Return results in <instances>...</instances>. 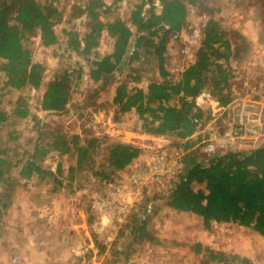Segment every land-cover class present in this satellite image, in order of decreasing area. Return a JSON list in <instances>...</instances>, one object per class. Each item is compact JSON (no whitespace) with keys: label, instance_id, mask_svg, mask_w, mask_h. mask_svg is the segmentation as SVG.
<instances>
[{"label":"trees","instance_id":"obj_1","mask_svg":"<svg viewBox=\"0 0 264 264\" xmlns=\"http://www.w3.org/2000/svg\"><path fill=\"white\" fill-rule=\"evenodd\" d=\"M119 1L80 0L83 5L77 6L74 14H84L89 19V30L81 34L67 27L57 31L62 9L51 0H0V69L9 74L8 82L14 88L44 86L39 109L63 110L70 98L72 75L76 73L75 77H80L82 67L55 71L51 78L44 80L45 65L32 58V50L23 43V37L29 32H38L40 44L48 47L64 36L67 48L79 54L93 50L96 55L95 48L105 33L113 40L112 48L91 58L90 78L107 80L122 68L121 62L126 57L129 61L155 60L158 77L150 79L144 86L138 83L140 75L137 74L130 80H122L115 86L112 102L120 113L131 110L137 113L142 121L140 131L172 135L178 140L177 144L183 142L208 117L196 103L199 94L208 92L222 104L237 96L229 85L236 68L230 62L234 51L232 42L216 21L210 19L203 26L193 61L176 74L164 66L166 41L170 34L183 28L189 6L202 7L201 2L159 0L160 10L155 11L152 5L144 9L145 3H153V0H141L133 5L125 18L115 16L106 21L99 18L100 12H110ZM133 35L135 39L129 53V41ZM131 69L139 71L136 67ZM29 115L32 119L36 117L23 97L13 100L8 109L0 99V128L5 121ZM7 134L8 140L15 138L12 130ZM49 134L53 140H37L33 151L24 160H11L7 155L8 148L0 146V179L16 165V172L23 177L28 178L34 173L53 175L54 172L43 168L40 162L49 152L56 150L61 154L69 151L75 154L76 167L79 168L105 142L102 148L106 151V164L102 166L108 171L102 169L94 174H100V179L107 182L143 153L142 147L129 142L90 136L84 143H79L74 139L67 140L65 134ZM184 145L189 148L190 140L187 139ZM197 151L198 148L191 147L183 156V172L173 184L168 204L200 215L207 226L211 220L236 222L255 228L264 236V143L204 156L196 155ZM136 222L135 218L128 227L144 230L147 219L138 226ZM144 234L141 232L140 236ZM210 257L216 258L217 255L210 253ZM218 257V264H232L222 255ZM238 264L250 263L244 258Z\"/></svg>","mask_w":264,"mask_h":264},{"label":"rangeland","instance_id":"obj_2","mask_svg":"<svg viewBox=\"0 0 264 264\" xmlns=\"http://www.w3.org/2000/svg\"><path fill=\"white\" fill-rule=\"evenodd\" d=\"M51 1L54 4L56 3L59 9H62L61 21L56 24L57 31L60 32L62 27L72 28L81 34L89 30L88 17L84 14L78 16L74 14L77 6L83 5L80 0ZM198 1L201 2L202 7L199 5L189 6L183 28L179 32L169 35L164 52V66L177 74L184 66L191 63L200 45L204 24L210 19L215 20L219 28H222L225 35L231 40L234 48L230 57L231 65L236 66L235 78L230 80L231 82L235 81L234 88H231L232 92L239 97L264 100V0ZM138 2H141V0H120L116 8L110 12H100L99 18L104 21L115 16L125 18L129 15L133 5ZM151 5L155 11L160 10L159 0H153V3L146 2L144 9ZM64 38L62 36L58 43L43 47L40 44L38 32L32 31L23 37V43L32 50V58L45 65L44 80L51 78L55 71L82 67L80 77L76 78V73L72 75L74 79L71 83L70 98L63 110L46 111L39 109V98L44 86L40 88L27 86L14 88L8 82L9 74L0 69V99L4 107L8 109L12 101L21 96L30 106L32 113L36 114L35 119H32L29 115L25 118H12L1 125L0 146L8 148L7 155L11 160L19 158L24 160L33 151L34 143L37 140L52 141L53 137L49 132L65 134L67 140L74 139L79 143H84L90 136L121 141L117 138L124 136L122 133L125 130L140 131L142 121L138 119L137 113L133 110L125 113L118 112L112 98L115 94V86L124 79L130 80L134 74L140 75L138 83L143 86L150 79L158 77L155 60L140 58L139 60L129 61L126 57L121 62L120 66L122 68L116 70L110 78L107 80H92L89 76L90 60L98 54L109 52L113 44L112 38L105 33L102 34L100 44L95 48L98 52L96 55L93 50L88 54H79L67 48L66 39ZM134 39L135 35L130 38L129 53ZM132 67L139 68V71H132ZM207 113L209 112L205 109L204 114ZM219 126H217L218 129ZM11 130L15 138L8 140L7 133ZM118 133L120 135L116 137ZM132 139L136 140L135 137ZM250 141L242 140V142L247 143H250ZM174 145L164 144L159 147L170 148ZM102 146H105V142L98 146L96 152L79 168L76 167L75 154L70 153V151L63 154L57 150L49 152L44 158L45 162L43 164L46 170H50L54 174L45 173L44 176L45 180L52 181L47 184L48 186L55 184L59 189L74 193L76 197L75 200H77L76 203L79 204L80 209L75 216L78 218L79 223L83 221L86 223L82 230L88 231L87 235L91 246L86 254V264H128L127 258H129V255H133L141 245V232L145 233V230H147L145 228L144 230L131 229L128 226L135 218L137 219V226L142 219H151L154 216L153 210L156 207L154 204L157 200L154 201L151 211L143 212L144 217H140V213H138L140 205L132 207L134 209L127 214L119 229H113L107 233L110 234V239L103 233L96 232L92 227L94 214L91 208V196L105 189L106 180L100 179V174H94V172L102 169L105 172L108 171L107 167L102 166L106 164V151ZM144 152L146 153V151ZM205 154L207 152L203 149L198 151V156H204ZM17 166L12 167V173L17 174ZM128 167L130 168V166ZM133 171H135V167L130 170L127 169V171L119 170L113 177L127 178ZM54 176H60L61 179L60 177L57 179L62 180L61 183L53 181ZM177 178L172 181L173 184ZM170 184L169 177L163 179L161 183L155 182L151 188V194L153 192L162 194ZM10 186H13V184H9ZM4 200L5 198L0 196V204L3 207H5L2 204ZM70 214L69 210L65 213L67 217ZM188 214L193 216L190 213ZM201 219L202 217L199 215V220ZM66 220H69V217ZM190 220L193 219L190 217ZM214 221L211 223L213 224ZM35 222L38 224V220ZM215 222L213 227H211V223L208 226L206 225L205 233H211V236L219 240L220 247L231 248V251L225 253L212 247V251L198 252L197 247L194 246L196 242H199L200 235H198L197 230H192L189 239L191 253L187 258L189 264H214L215 259L210 257L211 252L218 256L222 255L223 258L230 259V261L239 260L241 252L244 250L240 243L244 245L246 242H250V244L257 247L262 246L261 244L264 243V236L255 228L239 225L236 222Z\"/></svg>","mask_w":264,"mask_h":264},{"label":"crops","instance_id":"obj_3","mask_svg":"<svg viewBox=\"0 0 264 264\" xmlns=\"http://www.w3.org/2000/svg\"><path fill=\"white\" fill-rule=\"evenodd\" d=\"M234 82L229 81L230 88H234ZM196 101L206 106V101L204 103L200 98ZM207 114L210 117V113ZM222 127L223 123L219 129L222 130ZM209 128L211 125L208 126L203 119L197 129L183 139V144L188 139L191 146L187 149L192 147L201 150L200 146L195 147L194 142L201 137H208ZM122 134L124 136L117 139L142 147L143 153L128 165L130 168L126 166L121 171L132 169L144 158L149 148L164 144L173 145L178 141L176 137L168 134L131 130H125ZM118 135L120 134L118 133L116 137ZM133 137L136 140H133ZM250 140V143L239 141L232 149L255 147L264 143V135ZM44 158L40 162L43 168ZM59 177L54 176L53 181L61 183L62 180L57 179ZM51 182L45 180L42 174L34 173L27 178L12 173L11 170L0 179V196L5 198L2 202L5 207L0 204V264H86V254L91 246L88 231L82 230L86 223L84 221L79 223L75 216L80 206L76 203L74 193L59 189L55 184L48 186L47 184ZM11 183L13 186L9 187ZM154 206H156L153 210L154 216L148 219L150 221L147 220L145 225L147 230L140 236L141 245L133 255H129L128 264H189L187 258L191 253L189 239L192 230H197L200 235L199 242L194 246L199 248L198 250L196 248L198 252L212 251V247L225 253L231 251V248L220 247L219 240L211 236V233H205L206 225L203 219L199 220L198 214L175 209L168 204V198L164 197L158 199ZM68 210L71 214L68 216L69 220H66L68 217L65 213ZM190 217L193 220H190ZM215 223V221L211 223V227ZM147 237L150 239H145ZM240 245L244 249L240 259L234 261L228 259L227 262L238 264L246 258L250 264H264V243L259 247L253 246L250 242ZM218 258V255L214 258V264H218Z\"/></svg>","mask_w":264,"mask_h":264},{"label":"built area","instance_id":"obj_4","mask_svg":"<svg viewBox=\"0 0 264 264\" xmlns=\"http://www.w3.org/2000/svg\"><path fill=\"white\" fill-rule=\"evenodd\" d=\"M198 98L204 103L206 101V106L196 103L209 111L210 117L205 120L211 128L208 137L195 140V147L200 146L207 153L225 151L232 149L239 141L264 135V100L236 96L222 104L208 92L199 94L196 100ZM219 123H223L222 130L217 127ZM187 151L183 142L170 148H149L130 176L105 182V189L91 196L93 229L110 239L107 233L119 229L127 214L134 209L132 207L140 205L138 213L144 217L143 212L151 211L155 200L169 198L173 190L172 181L183 172V156ZM167 177L171 184L165 188L166 191L151 194L155 182L161 183Z\"/></svg>","mask_w":264,"mask_h":264}]
</instances>
